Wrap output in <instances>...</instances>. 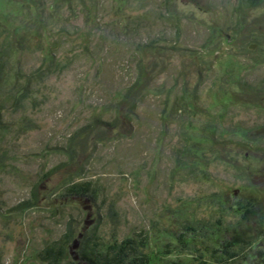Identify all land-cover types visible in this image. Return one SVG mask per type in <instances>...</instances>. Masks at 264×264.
Listing matches in <instances>:
<instances>
[{
  "label": "rangeland",
  "instance_id": "rangeland-1",
  "mask_svg": "<svg viewBox=\"0 0 264 264\" xmlns=\"http://www.w3.org/2000/svg\"><path fill=\"white\" fill-rule=\"evenodd\" d=\"M30 1L0 0V50L8 30L12 37L0 84V264H91L93 252L138 234L149 264H264V200L260 215L253 206L244 216L226 209L243 204L246 185L250 201L252 180L264 172L262 58L235 53L240 37L234 46L210 44L226 25L222 9L236 0H196L201 8L191 0H91L89 20L78 15L76 0L52 12V0ZM168 4L179 17L176 41L158 19ZM138 16L143 26L124 32ZM261 18L264 2L249 12L247 25L264 33ZM38 20H46L45 29ZM33 23L38 31L15 48L18 27ZM158 35L160 52L141 48L153 89L134 102L139 123L130 124L121 115L131 103L125 88L138 74L134 44L143 47ZM50 51L63 71L27 84ZM211 55L217 68L198 85V61ZM185 85L198 87L194 116L166 123L163 99ZM27 86L16 102L17 89ZM191 123L199 129H187ZM205 124L213 129L206 135L219 141L195 146L203 152L191 156L187 134L203 137ZM233 190H239L235 203ZM27 200V210L16 207ZM229 235L247 244L227 256L222 244Z\"/></svg>",
  "mask_w": 264,
  "mask_h": 264
},
{
  "label": "trees",
  "instance_id": "trees-1",
  "mask_svg": "<svg viewBox=\"0 0 264 264\" xmlns=\"http://www.w3.org/2000/svg\"><path fill=\"white\" fill-rule=\"evenodd\" d=\"M26 3L28 2V5H31L32 2L30 0H25ZM33 1V0H32ZM77 4L80 6L78 9V15L83 16L86 20H89L91 14H92V10L94 7H96V5H91L89 7H87L86 1H90L91 4V0H76ZM34 2V1H33ZM63 4H69L68 2H70V0H52L47 7V11L48 12H52L55 9H60V3ZM191 2H193V4L195 6H197L198 8H201L198 1L196 0H191ZM264 0H236V3L234 5H225L224 8L222 9L221 13L222 15L225 17L226 21V25L219 31L222 36H219L218 39H216L215 41H210V44L215 46L217 44H229L232 45L233 43H235L236 39L240 37V43L239 45L237 44L235 47H233V49H235V53L236 51H244L246 52L248 55L251 54V56H258L260 58H262V63H264V33L261 31V28L259 25L256 26V28L252 25H247V15L249 14V12H251L254 9L259 8L262 4H263ZM30 3V4H29ZM59 5V6H58ZM70 5V4H69ZM170 5L168 4L167 8L163 7V12L160 13L158 15V19L161 22V25L163 26H169L170 28H172L173 32H174V39L175 41L178 39V29H179V21H178V16L176 14V12L171 11L170 10ZM39 6L34 5V8L36 10V12L38 13L41 9H38ZM39 10V11H38ZM43 10V9H42ZM40 14V13H39ZM60 15V14H59ZM52 16V15H50ZM144 16H138V17H134L132 21H130L129 23L126 24L125 26V30L124 32H132L134 33V31H137L140 27L143 26L144 24ZM51 18V17H50ZM54 18H59L58 17H53L51 20H53ZM48 18H46V20H48ZM126 19H128V17H126ZM46 20H38L37 26L38 28L40 27L41 30L46 28V24L45 21ZM260 22H264V19L262 20L259 19ZM50 22V19L49 21ZM257 22V21H256ZM136 27H138L136 29ZM13 31H16V28H13ZM11 30V29H10ZM18 32L16 33L15 36V48H17L16 46L18 45L20 48H23L22 46L24 45V43L28 40V38L35 32L38 31L36 28L35 23L29 25H20L18 27ZM7 38L8 40L6 41V47L5 49L0 50V84L1 81L3 79V74L6 71V65H7V61H6V56H8V51L9 49L12 47V43H11V32L8 30L7 31ZM161 36V34H160ZM160 36L158 35V38H154L155 40H150L148 41L145 45H142L143 47H141V45L137 46L136 44H134V46L136 47V56L138 55V52L140 51V58L137 61L138 65H137V70H138V74L136 75V83H134L132 86H129L127 88H125V91L127 92L126 94V99L130 100L131 103H129V105H127V113L124 115H121L122 118H125L127 120L128 123L133 124L136 123L139 120V116L137 115V107L136 104L138 103H134V102H139V100L142 98V96L144 94H152V92H149L148 89H153L150 88L147 84V80L145 79L146 73H148V70L150 68V63L148 61H145L144 58H147L146 55V51L142 52L141 48H147L149 47L151 50L155 51V52H160L159 49L160 48V43L164 41V37L160 38ZM120 42L122 40H119ZM117 44H122V46L124 47H129L131 46V43L127 42V41H123V42H119ZM116 43V41H115ZM177 43V42H176ZM56 45V43H53ZM49 45V44H48ZM234 46V44L232 45ZM210 48V47H209ZM51 50V47L50 49ZM210 49H208V47H205L204 51H201L200 53V58H202L203 56H205L208 51ZM212 51V49H211ZM55 53L50 51V55L49 58L46 59V57L43 56V54L41 55L42 59L45 60V63L43 65V67L41 68V70H39L36 74H34L33 76H29L26 79V83L30 84V82L32 81V77L33 79L35 78L34 76H37L38 79L40 78L43 79V77H47L50 76L51 74L58 73L59 71H63L64 67H61L59 65V63H57V61H55ZM149 57H153L152 55H148ZM193 57V56H192ZM211 57L209 58L210 60L206 59L203 60L201 59L200 62L198 61V70L196 72L197 78H198V82L197 84L199 85V83L202 82V79L206 78V75L211 73L213 70H215L217 67L214 65L216 61L217 57H214L213 55L208 56ZM207 57V58H208ZM149 60V59H148ZM261 63V65H262ZM64 65V64H63ZM60 66V67H59ZM145 76V77H144ZM150 78V77H149ZM17 80H19V78H16ZM35 81V79H34ZM186 82V80H184ZM197 84H195V86H197ZM158 88L156 90L155 96L157 97L159 94V87H155ZM154 88V89H155ZM197 89L198 87H195V90L189 91L186 89V85H185V89H181L180 90V94L174 97V99H170L168 96H166L163 100V111H161V115L160 118L163 121H166L168 118L171 117H177V118H183V115L185 116V114L190 113L191 116H194V111L193 107H192V102L194 99H196L197 96ZM28 86L24 89H17V96H16V102H21L22 99L25 98L26 93H28ZM138 96V97H137ZM153 97V96H152ZM133 99V100H132ZM132 100V101H131ZM143 100V99H142ZM123 103H125L126 101H122ZM120 105H122V103H118ZM195 105V104H194ZM120 107V106H119ZM122 108V106H121ZM119 113L114 117V121L112 123V125L114 124V122L119 121L118 118H121L120 116H118ZM170 120V119H168ZM139 123V122H137ZM167 123V121H166ZM111 124V123H108ZM194 123H191V125H189V127L187 129L190 130H196L199 129V127L197 125H193ZM201 129H203V133H204V138L198 135H194V136H189V134H187V136L190 139V143L188 145V149L189 152L192 154L191 156H195L197 154V152L201 151V153L203 152L202 149L199 148H194L195 146H199L202 143H207V144H214L216 142H218V138H220L219 135H206L208 134L210 131H212V125H210V127H207V125H203L201 126ZM201 133V134H203ZM236 134V133H235ZM208 137V138H207ZM251 137L248 136V132H247V142L251 141L250 139ZM223 142H225V140H222ZM255 145V144H254ZM253 145V146H254ZM70 148V147H69ZM192 165H194V163H192ZM48 175L46 174L45 177H47ZM247 180V178H246ZM253 184H252V191H251V195L249 197V199H251L250 201L247 202V185L244 187L245 189H243V191H245L244 193H242V198L244 199L243 204H239V205H235V201L237 199V195L239 190H233L230 192L231 195V200L234 204V206L231 205V207L226 208L228 211L230 210L231 212L237 214V215H241L244 216L246 215L247 212V208L250 207H254L256 208L257 214L260 215L261 212V208H262V200H264V172H261L260 175L257 174L255 176V179L252 180ZM242 189V188H241ZM263 190V191H262ZM262 191V192H261ZM237 194V195H236ZM219 200V197L217 198ZM220 204L222 202V200H219ZM32 204V200H27L25 203H22L21 205H18L16 207H20L22 212L27 210L26 207L30 206ZM223 205V204H222ZM25 206V207H23ZM246 211V212H245ZM226 212V211H225ZM246 219V218H244ZM220 224V222H219ZM210 230V229H209ZM228 229H223L222 232L224 234H228L229 231H227ZM220 230H217V232H219ZM246 238V237H245ZM143 238L138 234L134 237H130L128 239H124L120 242H116L113 243V245L108 246V248L106 249L105 252H99V254H96L95 252H93L91 254V264H149V258L142 252L141 249V242H142ZM243 244H247L245 239L241 236V235H229V239L224 240V243L222 244L223 247V255H229L231 252V249L233 250L234 248H236L237 246H241ZM262 264V263H260Z\"/></svg>",
  "mask_w": 264,
  "mask_h": 264
},
{
  "label": "water",
  "instance_id": "water-1",
  "mask_svg": "<svg viewBox=\"0 0 264 264\" xmlns=\"http://www.w3.org/2000/svg\"><path fill=\"white\" fill-rule=\"evenodd\" d=\"M74 246H76V245H74Z\"/></svg>",
  "mask_w": 264,
  "mask_h": 264
}]
</instances>
